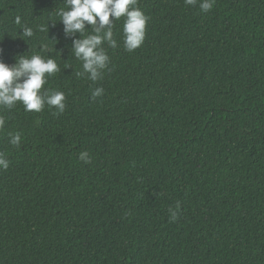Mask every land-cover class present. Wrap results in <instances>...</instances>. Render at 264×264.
<instances>
[{"label": "trees", "instance_id": "trees-1", "mask_svg": "<svg viewBox=\"0 0 264 264\" xmlns=\"http://www.w3.org/2000/svg\"><path fill=\"white\" fill-rule=\"evenodd\" d=\"M63 6L0 0V60L53 58L41 91L65 94L63 112L0 109V264H264V0H137L143 42L114 21L97 81Z\"/></svg>", "mask_w": 264, "mask_h": 264}, {"label": "clouds", "instance_id": "clouds-1", "mask_svg": "<svg viewBox=\"0 0 264 264\" xmlns=\"http://www.w3.org/2000/svg\"><path fill=\"white\" fill-rule=\"evenodd\" d=\"M136 3L137 0H64V6L56 13L58 21L63 25V32L66 36L77 33L83 36L72 42V53L82 66V71L77 72L78 76L87 74L91 81L101 78L109 60L101 45L107 43L110 47L116 46L112 31L114 21L123 17L124 47L128 51L142 44L147 17L136 7ZM184 3L186 6L198 5L201 12L207 13L213 8L215 0H184ZM16 23H21L19 17L16 18ZM86 25L91 27L93 34L84 35ZM45 30L47 29L43 25L39 26V31ZM21 34L25 39L32 38L34 30L32 27H23ZM40 48L41 52L50 50L49 45L44 42H41ZM57 71H59L57 62L53 58H45L40 53L32 54L30 57L16 55L12 64L0 60V109L10 110L20 103L26 112H40L46 104L49 108L54 107L56 112H63L65 109L63 92L41 91L47 78ZM102 94L103 89L97 87L93 90L92 97H99ZM3 126L4 119L0 118V128ZM20 142L19 133L10 135L11 145L19 146ZM79 159L84 163L91 162L87 151L81 152ZM8 167L9 161L0 154V170H7ZM169 212L171 219L175 220L176 210L170 208Z\"/></svg>", "mask_w": 264, "mask_h": 264}]
</instances>
